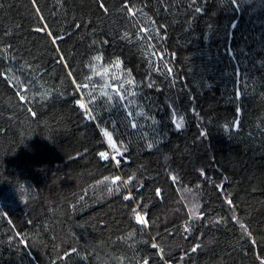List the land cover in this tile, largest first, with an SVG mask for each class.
<instances>
[{
    "label": "trees",
    "instance_id": "obj_1",
    "mask_svg": "<svg viewBox=\"0 0 264 264\" xmlns=\"http://www.w3.org/2000/svg\"><path fill=\"white\" fill-rule=\"evenodd\" d=\"M145 262L264 264V0H0V264Z\"/></svg>",
    "mask_w": 264,
    "mask_h": 264
},
{
    "label": "snow or ice",
    "instance_id": "obj_2",
    "mask_svg": "<svg viewBox=\"0 0 264 264\" xmlns=\"http://www.w3.org/2000/svg\"><path fill=\"white\" fill-rule=\"evenodd\" d=\"M101 7L103 8L104 6H103V4H101ZM126 7H128L127 5H126ZM105 11H106V9H105ZM197 11H200V9H197ZM129 12L132 14V15H134L135 13L133 12V10H132V8L131 7H129ZM232 27H235V25H232ZM42 30H46V29H37V31H42ZM80 107L81 108H84V104H81L80 105ZM176 127L179 129L180 127H182V121H180V122H177L176 123ZM105 135H109L108 133H105ZM109 139H111V137L109 136ZM102 158H104V159H107L108 158V154L106 153V152H101L100 154H99ZM115 179H119V177H117V178H115ZM172 179L175 181L176 180V177H172ZM115 182V181H114ZM159 194V193H158ZM126 199L127 198H129V197H125ZM229 203H231V201H229ZM135 219L137 220V222L138 223H141V224H147V221H146V219L143 217V216H141L139 213H137L136 214V216H135ZM187 230V229H186ZM153 247H156V245H153ZM196 250V248H193V251H195ZM145 264H147V262H145Z\"/></svg>",
    "mask_w": 264,
    "mask_h": 264
}]
</instances>
